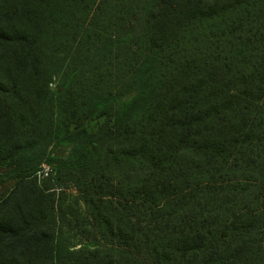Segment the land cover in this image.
I'll use <instances>...</instances> for the list:
<instances>
[{
  "label": "trees",
  "instance_id": "1",
  "mask_svg": "<svg viewBox=\"0 0 264 264\" xmlns=\"http://www.w3.org/2000/svg\"><path fill=\"white\" fill-rule=\"evenodd\" d=\"M24 10L36 38L0 41L69 61L33 120L0 81V264H264V0H0V20ZM43 164L94 241L50 237L38 262L14 256L34 225L9 206Z\"/></svg>",
  "mask_w": 264,
  "mask_h": 264
},
{
  "label": "rangeland",
  "instance_id": "2",
  "mask_svg": "<svg viewBox=\"0 0 264 264\" xmlns=\"http://www.w3.org/2000/svg\"><path fill=\"white\" fill-rule=\"evenodd\" d=\"M27 11H30V8ZM25 12L26 10L19 13L21 19L17 17L1 19L0 30L13 35L26 36L28 41H30L28 37L34 40L37 36L38 21L29 20L30 16L22 18ZM36 50L34 48L32 51L18 44L10 45L0 41V81L18 86L16 91L23 96L24 111L29 120L48 112L47 107L54 99L53 92L60 84L69 61V54L64 50L43 52ZM83 124L88 131H93L102 124L111 125L112 119L110 116H103L84 121ZM55 149L60 154H65L67 147L58 146ZM39 192L42 193V197L36 195ZM50 198H54L53 204ZM89 207L68 179V175H60L59 185L54 184L50 176L33 175L16 189L9 206L10 211H14L15 208L21 209L19 214L21 225H34L27 232L26 237H29V241L15 248L14 256L21 259L22 254L29 256L32 254V258L35 257L38 262L45 260L50 252V237L61 236L64 244L75 255L89 248L94 241L93 233L87 232V229L92 230ZM24 219L27 224H23ZM65 255L69 254L65 253ZM41 264H54V262L48 259Z\"/></svg>",
  "mask_w": 264,
  "mask_h": 264
},
{
  "label": "built area",
  "instance_id": "3",
  "mask_svg": "<svg viewBox=\"0 0 264 264\" xmlns=\"http://www.w3.org/2000/svg\"><path fill=\"white\" fill-rule=\"evenodd\" d=\"M50 174V168L48 165L43 164L41 169L37 170L35 175L48 176Z\"/></svg>",
  "mask_w": 264,
  "mask_h": 264
}]
</instances>
